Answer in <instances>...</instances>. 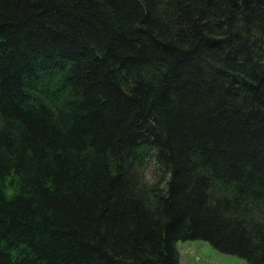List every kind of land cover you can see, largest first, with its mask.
Returning <instances> with one entry per match:
<instances>
[{
  "label": "trees",
  "instance_id": "16d2710c",
  "mask_svg": "<svg viewBox=\"0 0 264 264\" xmlns=\"http://www.w3.org/2000/svg\"><path fill=\"white\" fill-rule=\"evenodd\" d=\"M196 239L264 264V0H0V264Z\"/></svg>",
  "mask_w": 264,
  "mask_h": 264
},
{
  "label": "rangeland",
  "instance_id": "374dc122",
  "mask_svg": "<svg viewBox=\"0 0 264 264\" xmlns=\"http://www.w3.org/2000/svg\"><path fill=\"white\" fill-rule=\"evenodd\" d=\"M154 169L147 170V178L152 179ZM181 264H250L245 258L227 254L206 240H180L177 242Z\"/></svg>",
  "mask_w": 264,
  "mask_h": 264
}]
</instances>
